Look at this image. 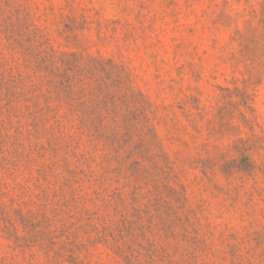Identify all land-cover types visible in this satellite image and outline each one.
I'll return each instance as SVG.
<instances>
[{"label": "rangeland", "instance_id": "374dc122", "mask_svg": "<svg viewBox=\"0 0 264 264\" xmlns=\"http://www.w3.org/2000/svg\"><path fill=\"white\" fill-rule=\"evenodd\" d=\"M0 264H264V0H0Z\"/></svg>", "mask_w": 264, "mask_h": 264}, {"label": "trees", "instance_id": "16d2710c", "mask_svg": "<svg viewBox=\"0 0 264 264\" xmlns=\"http://www.w3.org/2000/svg\"><path fill=\"white\" fill-rule=\"evenodd\" d=\"M63 64L65 66H69L70 63L69 62H63ZM57 72L52 71L51 73L56 76L55 74H58L57 76L61 79L60 82H54V81H49L48 82V87L50 89V92H48L49 94H51V96H49L48 99V106L46 109H43L42 111H44V114H42V117L45 118V121L47 124H52L53 126V130H57V132L60 133V136L63 135L65 132L64 130L66 129V124L67 122V118L68 115L67 114H63L60 115L58 112V108L57 109H50L49 104L53 103V102H64V101H68L69 100V92L72 89V81L68 76V72L70 71L69 68H65L63 73L59 74V70L56 69ZM33 85L31 91H29L27 94H31L32 97L29 100L30 102H33L35 100H37L36 98V86ZM53 96H56L55 99H53ZM53 100V101H51ZM60 108V107H59ZM62 130V131H61ZM58 139H55L54 142L56 143Z\"/></svg>", "mask_w": 264, "mask_h": 264}]
</instances>
